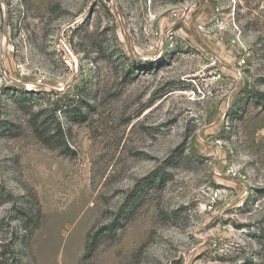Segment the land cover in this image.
I'll list each match as a JSON object with an SVG mask.
<instances>
[{
    "label": "rangeland",
    "instance_id": "rangeland-1",
    "mask_svg": "<svg viewBox=\"0 0 264 264\" xmlns=\"http://www.w3.org/2000/svg\"><path fill=\"white\" fill-rule=\"evenodd\" d=\"M0 264H264V0H0Z\"/></svg>",
    "mask_w": 264,
    "mask_h": 264
},
{
    "label": "trees",
    "instance_id": "trees-1",
    "mask_svg": "<svg viewBox=\"0 0 264 264\" xmlns=\"http://www.w3.org/2000/svg\"><path fill=\"white\" fill-rule=\"evenodd\" d=\"M73 107H74V106H73ZM73 107H72V110L74 109ZM75 111H76V110H75ZM43 142H44V143H47L48 141H47L46 139H44Z\"/></svg>",
    "mask_w": 264,
    "mask_h": 264
}]
</instances>
